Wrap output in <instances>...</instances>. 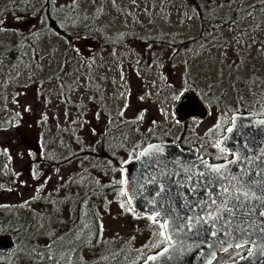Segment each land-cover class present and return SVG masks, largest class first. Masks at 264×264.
<instances>
[{
  "label": "rangeland",
  "instance_id": "1",
  "mask_svg": "<svg viewBox=\"0 0 264 264\" xmlns=\"http://www.w3.org/2000/svg\"><path fill=\"white\" fill-rule=\"evenodd\" d=\"M214 3L215 15L238 10L239 22L202 31L183 0H0V233L14 245L0 264H140L164 246L153 247L159 223L136 215L119 190L91 195L118 183L154 138L183 133V144L221 159L228 115H264V0ZM63 32L78 55L69 74ZM107 38L120 50L103 46ZM197 38L189 52L167 45ZM190 88L209 114L181 123L175 97ZM107 134L130 150L104 173L103 160L82 151Z\"/></svg>",
  "mask_w": 264,
  "mask_h": 264
},
{
  "label": "water",
  "instance_id": "2",
  "mask_svg": "<svg viewBox=\"0 0 264 264\" xmlns=\"http://www.w3.org/2000/svg\"><path fill=\"white\" fill-rule=\"evenodd\" d=\"M173 111L181 123L192 119L204 120L209 114L207 105L194 88L181 95ZM233 118L237 127L229 132L228 129L233 127ZM260 121H264V115L253 116L243 112L231 115L228 126L217 141L220 148L226 150L227 159L221 162H210L198 155L195 148L181 149L173 142H155L145 146L135 159L124 166L123 176L128 179L127 186L123 185V189L128 191L126 202L132 199L129 208L139 216L159 212L158 221L167 220L171 226L169 232L173 235L174 246L167 254L171 258H161L157 264H209V261L214 264L219 255L232 249H244L246 253L241 257L245 258L239 257L228 264H264V254H261L264 249V217L259 215L262 206L256 200L241 202L230 198L228 193L221 194L223 188H228L231 193L244 182L264 181V176L255 174L264 168L260 162L264 159L261 155L264 151V125H260ZM146 149L150 154L141 156ZM238 156L242 158L238 159ZM215 166H226L229 171L227 178L214 180L210 185L208 181L215 174L201 177L199 173L210 172ZM242 172L244 175L240 183L232 179ZM256 193H264V187H257ZM212 200L216 203L213 204ZM253 207L255 210L250 212ZM209 212L221 219L209 220ZM239 237L248 241L244 247L225 245L227 250H221L219 241L235 244L234 238ZM13 246L10 234H0V252ZM165 246L148 256L157 255ZM249 251L252 256H249ZM212 252H215V257L210 256ZM140 264H146V258ZM147 264L153 262L147 261Z\"/></svg>",
  "mask_w": 264,
  "mask_h": 264
},
{
  "label": "trees",
  "instance_id": "3",
  "mask_svg": "<svg viewBox=\"0 0 264 264\" xmlns=\"http://www.w3.org/2000/svg\"><path fill=\"white\" fill-rule=\"evenodd\" d=\"M183 1H185L193 9V11H195L198 14L202 31L208 30L209 32L212 33L222 26L227 27V26L237 24L239 22L240 15H239L238 10H235V11L226 10V13L220 17L214 14L216 11V8L213 6L215 4L214 2H218L219 0H211V3H206L207 0H183ZM240 1L241 0H232V2H236V3ZM62 38L64 39L66 43L65 50L61 53L62 63H63L62 72L69 74L73 70V66H74V63L78 55L72 45L70 34L63 32ZM197 41H198V38L193 39V40L171 41L167 43V45L178 51H182L183 49L188 48L186 52H189L191 49H194L195 47H197ZM102 42H103V46L113 48L115 52L119 51L120 48L122 47L121 45H118L119 39L107 38L105 40L102 39ZM8 52L10 54L12 53L11 50ZM202 99L204 101V96L202 97ZM228 116H231V115H228ZM186 127L187 126L184 125V129ZM182 137H183V133L180 134L177 138L169 139L168 137H164L159 141L156 138H154L153 143L173 142L177 144L181 149H191L190 147L183 144ZM108 138L109 136L107 134L101 139V141L96 143V145L92 149L82 151V155L88 154L90 156L100 157L103 160V165L100 167V169L104 173L120 170L122 168V163L120 161L118 154L119 152H128L130 150L129 149L130 146L127 140L122 139V141L120 140L119 145L111 146L109 144ZM197 153L203 158H208L210 162H215L217 160V159L202 156L200 152H197ZM136 156L137 155H132L130 159L131 160L135 159ZM221 156L222 158L227 157L224 152H221ZM115 189L119 190V196L121 197L120 198L121 201L126 203L125 196L121 195L123 185L120 183L109 184L108 186H104L103 188L98 189L91 195V199L96 200V198L101 197L102 195H106V193L113 191ZM243 253L245 254L246 251Z\"/></svg>",
  "mask_w": 264,
  "mask_h": 264
},
{
  "label": "snow or ice",
  "instance_id": "4",
  "mask_svg": "<svg viewBox=\"0 0 264 264\" xmlns=\"http://www.w3.org/2000/svg\"><path fill=\"white\" fill-rule=\"evenodd\" d=\"M230 2H232V0H230ZM182 95V93H181ZM175 99H180V95H177L175 97ZM233 123V127L229 128L228 131L229 132H233L234 129H236L237 124H236V119L233 118L232 120ZM260 125H264V121H260L259 122ZM251 125H241L240 127H250ZM216 147L220 148L219 143H217L215 145ZM245 147L247 148V145H245ZM149 148H153V146H149ZM154 151H159V149H154ZM221 152L226 151L224 148H220ZM149 150L146 149L145 151H143L140 155L141 156H147L149 155ZM262 156H264V151H262L261 153ZM242 157L238 156V159H241ZM259 159V158H257ZM230 162V163H234ZM261 164L264 165V159H262ZM203 163V161H202ZM253 164H255V160L252 161ZM205 168H208V165L205 164L204 165ZM122 173H123V169H121ZM228 168L226 166H224L223 168L220 166H215V167H211L210 172H205L202 171L199 173V175L201 177H205V176H210L211 174H215L213 179H209L208 183L211 185L214 183V180H220L221 178H227L226 173L228 172ZM257 176H264V168H261L260 171H257L255 173ZM244 173L242 172L240 176H233L232 179L237 181L238 183H240L242 181V177H243ZM118 183L127 186L128 184V179L126 176H123L122 179L120 181H118ZM235 187V186H234ZM257 187H264V181H252V182H244L242 183L241 187L236 188V190L234 192L229 193L228 188H223V191L221 194L223 193H228L229 197L241 202H250L252 200H256L259 202V204L262 206L261 210L259 212V215L264 217V193L257 195L256 193V188ZM121 195L123 196H128V191L125 189H122L121 191ZM210 198V197H209ZM213 204L216 203L215 200L211 201ZM128 205L132 204V199H128L126 202ZM121 207L124 208L125 204L122 203ZM255 207L250 209L251 211H254ZM217 211H219V209H217ZM160 215L159 212H154L152 215H150L148 218L153 222V223H159V228H160V232L158 233V235L162 238L160 240L159 244L153 245V247H160V244H164L167 245L165 246L157 255L155 256H148L146 257V264L147 261H152L153 264H157L158 261L161 260V258H167L170 259L171 257L167 254H169L170 252V247L174 246L173 245V235L169 232L170 229V224L168 223L167 220H164L163 222L158 221L157 217ZM208 219L212 220V221H216L221 219V217L219 215H213L211 212L208 213ZM102 228V226H101ZM175 231V229L173 228V232ZM213 235L215 236L216 233H213ZM63 239V238H61ZM236 239V243L232 244L229 241H224L221 240L219 241V246L221 248V250H227V247H234V248H242L244 247L245 244L248 243V241L246 239H244L243 237H239V238H234ZM225 245H227V247H225ZM261 254H264V249L261 250ZM253 253L251 251H249V256H252ZM210 256L215 257V252L210 253ZM245 257H241V259H244ZM57 264H59V261L57 262ZM70 264V261H69ZM209 264H211V262L209 261Z\"/></svg>",
  "mask_w": 264,
  "mask_h": 264
},
{
  "label": "flooded vegetation",
  "instance_id": "5",
  "mask_svg": "<svg viewBox=\"0 0 264 264\" xmlns=\"http://www.w3.org/2000/svg\"><path fill=\"white\" fill-rule=\"evenodd\" d=\"M197 150V149H196ZM225 159H227V157H223V158H221V159H217L215 162L217 163V162H221V161H223V160H225ZM1 234V233H0ZM72 240V241H71ZM77 240V241H76ZM72 242V244L73 245H70V246H73V247H75L76 245H78L77 244V242H79V240L77 239V238H69L68 240H66L65 242ZM76 242V243H75ZM71 244V243H70ZM0 254H4V253H0Z\"/></svg>",
  "mask_w": 264,
  "mask_h": 264
}]
</instances>
